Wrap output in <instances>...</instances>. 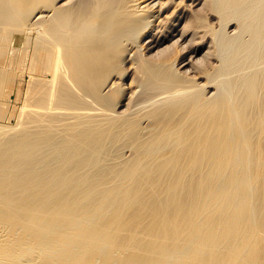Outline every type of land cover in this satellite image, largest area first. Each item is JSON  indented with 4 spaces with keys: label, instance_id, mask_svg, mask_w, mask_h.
I'll list each match as a JSON object with an SVG mask.
<instances>
[{
    "label": "bare ground",
    "instance_id": "bare-ground-1",
    "mask_svg": "<svg viewBox=\"0 0 264 264\" xmlns=\"http://www.w3.org/2000/svg\"><path fill=\"white\" fill-rule=\"evenodd\" d=\"M224 1L188 58L180 16L152 32L170 0H0V114L22 103L0 124V264H264V69L178 70L210 30L235 40L245 0ZM178 34L176 54L135 56ZM114 143L133 156L111 161Z\"/></svg>",
    "mask_w": 264,
    "mask_h": 264
},
{
    "label": "rangeland",
    "instance_id": "rangeland-1",
    "mask_svg": "<svg viewBox=\"0 0 264 264\" xmlns=\"http://www.w3.org/2000/svg\"><path fill=\"white\" fill-rule=\"evenodd\" d=\"M171 1L172 0H170V3H169L170 5L166 9L167 11L165 10L163 15H162V17L164 16L163 20H161L160 23L157 24V26L155 25L156 27L153 26L155 29L152 30V32L154 33L155 30L158 29L157 27H159V30L162 29V27L163 28L165 26L167 27L168 25L172 24L171 23L172 20H174L176 17L178 18L180 16L179 18H181V19L179 20V22H180L179 23L180 24L179 29L185 28L184 25H186L191 30L190 35H188L185 40H183L182 42L179 40L180 43L184 42V44L187 46L185 48V45H183L184 46L183 49L185 51L182 49L183 51L180 52V54L182 56H185V57L187 56L189 58V56L193 54L192 51L194 50V48L199 47V45H197V44L198 43L201 44V41H199L201 38V33L195 31L199 25V19L201 17H205L206 22L208 24H210L211 27L215 26L216 27L215 29H217L219 27L218 24H220V22L218 21L219 19L217 17V14L211 13V1L212 0H196L195 2H191L192 0H174V2L173 1L171 2ZM171 3H173V4H171ZM174 3H175V5L177 3L180 6L176 5V7H175ZM187 3L189 5H187ZM223 3H225L224 0H223ZM231 7L234 9L233 11H235V12L230 13L232 15H229V17L230 18L233 17V18L231 19V21L228 20V22H226V23H228V25H226L228 27L225 26V28L227 29V32L229 31L228 32L230 34L229 36L235 35V40L231 43H225V41L221 38V36L218 37L219 34L214 35V33L210 30L205 37V40L203 43L204 45L201 47V50L199 51V53H197L196 56L192 57V60L189 63L190 65L187 64V67H186V65H184L185 62L186 63H187V61L189 62L190 59L189 60L187 59L184 62V64L181 65V68H179V66H177V64H175V66H177L179 68L178 70L179 71L181 70L180 72L183 73V71H184V74H186V75L190 74L189 76L192 75V77H193V75H194V77H197V78H194L195 79L194 81L195 82L199 81L198 84L202 83L203 81L205 82L207 80V79L205 80L206 72L207 71L213 72L215 69V66L220 64L222 61L224 62L223 63L224 66H229L230 70L233 72L236 71L237 74H239V73L250 74V73H252L258 69H264V65L262 64L261 60L258 59L260 55L264 54V46H257L256 44H254L253 32H252V30L249 29L250 26L248 28L244 24L245 22H249V24H250V23L256 21V19L259 16H264V0H262V1L260 0V3H257L254 0L240 1L239 3L232 4ZM158 8L156 7V9H158ZM158 13L156 12V14H158ZM176 14H177V16H176ZM168 16L170 17L169 20H168ZM165 18H166V20H165ZM163 21L165 22L164 23L165 25L162 23ZM174 21H175L174 23H178L177 22L178 19H176ZM160 26H161V28H160ZM149 27L150 26H148V28ZM157 31L155 33H158ZM179 34L174 36L172 39H170L169 41H167L166 43H164L160 47L155 48L153 51H150V53H152V54H150L149 52L144 53L145 50H143L142 47L140 48V50L142 49V51H140V50H138V48L136 46L138 53L135 56H137V58H145V57H150V56H151V58H154L155 55H153V54L157 55L159 53V49L161 47L163 49L166 48L165 47L166 45H167V47L169 46L167 50H168L169 55H171L172 52L173 53L176 52L175 51L176 47L181 46V44L177 45V42H179L177 40L178 39L177 36L179 37ZM149 38H150V36L149 37L145 36L142 39V42H145V40H148ZM174 40L176 42H174ZM139 43H140V41H139ZM136 49H134V52ZM157 49H158V52H157ZM177 49H179V47ZM137 50H136V52H137ZM178 51L179 50H177V52ZM141 52L144 53L142 56H140ZM168 53L165 55L169 56ZM134 54H136V53H134ZM152 55L154 57H152ZM172 55H174V54H172ZM185 69H186V71L188 69H191V70H188V72H187L188 74H187L185 72ZM192 69H194V70H192ZM191 71H193V72H191ZM132 72H133L132 69H129L127 71L128 74L126 73V76H125L126 80L124 78V81L126 82L125 85H128L127 83L130 82L131 77H132L131 74H133ZM201 75L202 76L204 75V76L202 77ZM234 75H236V74L234 73ZM128 76H130V77H128ZM260 78H261V80L264 78L263 73L260 75ZM204 82L202 83L203 85L206 84L207 81L205 83ZM123 86H124V84H123ZM133 86L134 85L130 86L129 88H126L127 86H124L126 89L123 88L124 91L122 90L123 92L121 94L123 95V93L125 91L128 92V94L125 92V94H126V95L124 94L125 97L122 95H121L122 97L120 96V99L123 97L124 98L121 99V101H120L121 104L117 108L118 110H120V111L125 110L123 112H127V110H128L127 108L130 107V100H131L130 96H129L130 92H131V95H133V93L131 91V87L133 90ZM209 86H210V89H209ZM207 87H208L207 92L206 91H204V92L206 94L208 93L207 95H209V94L211 95V93H212L211 90H213V89L215 90V85L214 84L213 85L208 84L207 86H205V89ZM214 92L215 91H213V93ZM127 99H130V100L128 101ZM126 103L129 104L128 107H126L127 106ZM13 105H17V106H13ZM21 106H22L21 102L15 101L14 98L11 99L9 104L7 106H5V112H4L5 114L4 113L0 114V124L1 123L3 124V122L5 123V125L8 123L9 126L16 124V122L18 120L19 113H20L19 111H20ZM12 107H13V109H12ZM11 110H13L14 112ZM6 111H8V112H6ZM10 112H13L15 115L13 113L10 114ZM12 114H13V116H12ZM2 115L6 116V118L4 116L2 117ZM9 116H11V117H9ZM143 123L142 124L145 125L144 121H143ZM110 147L112 150L111 161H115V162L126 161V160L130 159L134 153V150L132 148L131 143H114L113 145H110Z\"/></svg>",
    "mask_w": 264,
    "mask_h": 264
}]
</instances>
